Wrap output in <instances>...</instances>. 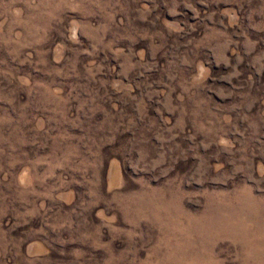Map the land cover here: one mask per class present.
<instances>
[{
  "label": "rangeland",
  "instance_id": "obj_1",
  "mask_svg": "<svg viewBox=\"0 0 264 264\" xmlns=\"http://www.w3.org/2000/svg\"><path fill=\"white\" fill-rule=\"evenodd\" d=\"M0 264H264V0H0Z\"/></svg>",
  "mask_w": 264,
  "mask_h": 264
}]
</instances>
